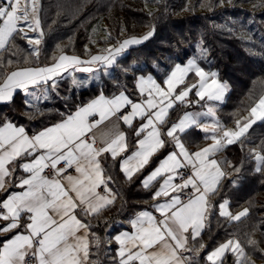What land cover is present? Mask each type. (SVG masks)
Listing matches in <instances>:
<instances>
[{
  "label": "snow or ice",
  "instance_id": "6c2138e0",
  "mask_svg": "<svg viewBox=\"0 0 264 264\" xmlns=\"http://www.w3.org/2000/svg\"><path fill=\"white\" fill-rule=\"evenodd\" d=\"M218 3L223 6L225 0ZM42 11V0H0V102H11L20 89L31 97L25 105L41 115L44 112L34 102L48 101L50 93L59 96L57 78L62 74L110 76L109 69L119 57L155 33L153 27L143 36H129L118 46L104 49L106 54L91 55L88 60L62 53L53 56L51 64L7 70L14 64H39L45 35ZM17 40L24 41L26 48ZM206 51L202 49L201 54ZM121 71L127 74L130 69ZM190 73L198 78L196 83H186ZM85 83L73 75V86ZM113 84L121 89L119 81ZM133 87L141 99L134 100L126 86L112 96L101 91L32 135L6 118L0 120V193L4 194L0 198V264H199L201 252L208 248L203 233L217 208L210 197L219 194L226 178L222 165L236 173L241 170L215 156L230 145L243 146L253 125L264 122V95L250 107L247 117L227 128L209 103L223 101L227 84L218 79V73L205 71L195 58L176 63L162 81L152 74L136 75ZM192 93L196 100L190 98ZM202 101L206 110L185 111L170 121V111L177 104ZM202 117H210L211 122L202 124ZM121 123L129 131L121 130ZM192 128L203 131L212 143L189 151L182 135ZM169 142L174 150L140 180L142 188L152 192L153 211L140 210L129 220L132 231L102 240L88 221L118 198L110 187L113 178L106 174L108 162L131 183ZM247 155L254 171L264 172V141ZM185 169L191 170L187 176ZM17 171L24 175L17 176ZM232 183L235 186L236 181ZM229 205L228 199L218 202L219 217L236 222L249 215V208L234 214ZM113 244L117 245L114 252ZM246 244L264 256L259 241L249 237ZM228 253L234 256V264H254L245 244L236 238L219 243L203 259L206 264H224Z\"/></svg>",
  "mask_w": 264,
  "mask_h": 264
},
{
  "label": "trees",
  "instance_id": "16d2710c",
  "mask_svg": "<svg viewBox=\"0 0 264 264\" xmlns=\"http://www.w3.org/2000/svg\"><path fill=\"white\" fill-rule=\"evenodd\" d=\"M209 4L211 7L202 6ZM42 5L41 20L45 35L39 64H14L7 70L50 64L53 63V56L58 57L63 52L88 60L91 55L117 45L129 36H143L153 27L155 33L141 45L130 47L111 68V75L103 76L99 83L76 89L69 86L65 78L58 79L59 96L50 93L48 101L41 99L34 102L44 112L43 115L25 105V99L31 97L22 90L15 93L11 102L0 104V120L6 118L28 132L60 120L62 114L74 111L101 91L105 95H113L126 86L132 97L138 96L133 87L136 75L152 71L162 80L175 61L182 62L189 56L198 39H201L211 59L210 62L209 59L204 61L205 66L215 69L220 79L228 83L226 97L216 109L222 125L234 127L236 120L247 114L255 101L264 95V0H231V3L225 0L223 6L218 0H148L147 4L145 0H42ZM100 20L104 21L108 36L94 38L89 29ZM17 44L22 49L26 48L24 41L17 40ZM153 61L160 64V70L152 69ZM122 68L130 71L125 74ZM114 80L121 83V89L114 86ZM190 108L192 106L183 108L177 104L170 111V121L173 122ZM182 137L194 148L208 140L196 128L189 129ZM261 141H264V122H257L249 130L243 146L237 143L219 152L220 160H227L241 170L236 173L227 164L223 165L226 178L222 181L219 194L211 196V203L218 205L222 199H228L232 213L246 207L250 212L240 221L229 222L219 217L217 208L214 209L210 228L202 237L208 248L201 252L199 264H206L203 257L207 251L230 238L240 239L245 244V250L254 264L264 262V256L246 244L251 237L259 241V249H264V172H255V165L247 155L248 150L257 147ZM167 150L168 146L162 149L149 168ZM108 165L106 174L112 176L118 198L100 216L88 221L92 231L102 240L116 232L118 219L128 217L153 202L152 192L143 189L140 184L141 176L149 168L129 183L117 166H110V161ZM232 181H236L235 186ZM256 225L260 227L254 230ZM111 247L114 252V244ZM234 259L228 253L224 264H234Z\"/></svg>",
  "mask_w": 264,
  "mask_h": 264
},
{
  "label": "rangeland",
  "instance_id": "374dc122",
  "mask_svg": "<svg viewBox=\"0 0 264 264\" xmlns=\"http://www.w3.org/2000/svg\"><path fill=\"white\" fill-rule=\"evenodd\" d=\"M22 2H23V0H22ZM89 31H90V33L94 36V38H97L98 36H101V37H107V36H108V32H107V30L105 29V25H104V21H103V20H100V21L94 23V24L90 27ZM202 49H205V48L202 46V41H201V39H198V40L194 43L193 48H191L189 56L186 57L182 62H180V61H175V62L171 65V67L169 68L168 72L164 75L163 79H164L165 76H166V75L172 70V68L174 67V65H175L176 63H180V64L183 65V64H186L187 61H188L189 59H193V58L196 59L197 63H198L201 67H203V68L205 69V71H207V72H216V73H217V71H216L215 69L207 68V67L205 66L204 61H208L209 56H208L207 51H206V54L202 55V54H201V53H202ZM96 54H102V53H101V52H97V53H95V54H93V55H96ZM89 59H90V58H89ZM210 61H211V59H209V62H210ZM136 63H137V62H136ZM84 66H87V65H84ZM151 66H152V69H154V70H160V64H159L158 62H156V61L151 62ZM109 72H110V69H109ZM147 74H152V75L157 79V77H156V75H155L154 72L149 71V72L144 73V75H147ZM139 75H140V74H139ZM103 76H104V74H103L102 72H98V73H95V74H90V73H85V72H79V73L76 75V78H77L78 80H81V81H86V83L83 84V85H81V86H79V87H76V86H74V87H76V88L86 87V86H88V85H91V84H93V83H96V82L101 81V79H102ZM93 77H99V79H96V78H93ZM163 79H162V80H163ZM218 79H219L221 82H224V83L227 84V90H228V83H227V81H224V80L220 79L219 76H218ZM157 80H158V79H157ZM197 80H198V78L194 75V73H190L189 76L187 77L186 83H188V82H190V83H191V82H195V83H196ZM158 81H159V80H158ZM226 92H227V91H226ZM226 92H225V95H226ZM192 95H193V99L196 100L197 98L195 97L194 93H192ZM225 95H224V98H225ZM223 100H224V99H223ZM215 102H222V101H215ZM209 103L213 105V102H209ZM182 106H183V108H184V107L187 108V106H185V105H182ZM204 110H206V108H205ZM204 110H201V111H204ZM187 111L198 112V111H200V110H196V111H194V110H191V109H190V110H187ZM184 112H185V111H183V112L177 117V119H179V117L182 116ZM247 116H248V113L245 114L241 119H243L244 117H247ZM216 117H217V115H216ZM217 118H218V117H217ZM218 120H219V119H218ZM175 121H176V120H175ZM210 122H211V118H210V117H202V118H201V123H202V124H204V123H210ZM227 128H233V127L229 126V127H227ZM211 143H212V140H211V139H208V141H206L202 146L205 147V146H207L208 144H211ZM200 148H202V147H200ZM216 155H219V153H217ZM223 169H224V167H223ZM224 171H225V169H224ZM225 172H226V171H225ZM222 200H223V199H222ZM222 200H221V201H222ZM221 201H220V202H221ZM242 210H243V209H242ZM242 210H240V211H242ZM240 211H238V212H240ZM238 212H236V213H238ZM215 247H216V246H215ZM211 250H212V249H211ZM211 250H209V251H211Z\"/></svg>",
  "mask_w": 264,
  "mask_h": 264
},
{
  "label": "crops",
  "instance_id": "0c3cea01",
  "mask_svg": "<svg viewBox=\"0 0 264 264\" xmlns=\"http://www.w3.org/2000/svg\"><path fill=\"white\" fill-rule=\"evenodd\" d=\"M126 39V38H125ZM124 40V39H123ZM122 40V41H123ZM121 41V42H122ZM119 45V43L117 44V45H113V46H118ZM110 47V46H109ZM132 47V46H131ZM63 53H65V52H63ZM102 54H106V53H104V51H102L101 52ZM62 54V53H61ZM66 54H68V55H76V54H71V53H66ZM60 55V54H59ZM58 55V56H59ZM78 56V55H77ZM51 64V63H50ZM39 66H41V65H39ZM84 66V65H83ZM26 67H29V66H26ZM32 67H36V66H32ZM12 70V69H11ZM10 71V70H9ZM79 72H76V73H64V74H62V76H60V77H58L57 78V80L58 79H60V78H65L66 80H68V84H69V86H71V87H73V88H76V87H74L73 85H72V78H73V75L76 77V75L78 74ZM110 73H111V68H110ZM105 76V75H104ZM103 78V77H102ZM158 79V78H157ZM102 80V79H101ZM159 80V79H158ZM159 81H162V80H159ZM99 82H101V81H99ZM99 82H96V83H99ZM191 83H195V82H191ZM190 82H188V84H191ZM94 84V83H93ZM83 88V87H82ZM77 89V88H76ZM20 89H18L17 91H19ZM16 91V92H17ZM15 92V93H16ZM15 93H14V95H15ZM118 93V92H117ZM227 93V92H226ZM100 94V93H99ZM99 94H97V95H95L94 97H92L90 100H92L93 98H95L96 96H98ZM116 94V93H115ZM106 96H112V95H106ZM225 97H226V95H225ZM134 100H139V99H141V97H139V96H136V97H132ZM190 98L192 99V100H194L193 99V95L192 94H190ZM225 99V98H224ZM90 100H88V101H86L85 103H87V102H89ZM2 103H5V102H0V104H2ZM221 102H213V105L215 106V108L217 109V107H218V105L220 104ZM84 104V103H83ZM205 104V102H201V104H193V105H191L192 106V108H190L191 110H194V111H196V110H204L205 109V107L203 106ZM187 108H188V106H187ZM190 109H185L184 111H187V110H190ZM76 110V109H75ZM74 110V111H75ZM74 111H72V112H74ZM216 115H217V112H216ZM217 117H218V115H217ZM96 118H98V117H96ZM115 118H113V120H114ZM218 119H219V117H218ZM175 120H177V119H175ZM174 120V121H175ZM59 121V120H58ZM58 121H56V122H58ZM173 121V122H174ZM219 121H220V123H221V120L219 119ZM13 123V122H12ZM53 123H55V122H53ZM106 124H109L110 125V122H105ZM15 124V123H14ZM50 124H52V123H50ZM50 124H47V125H45V126H43V127H46V126H48V125H50ZM222 124V123H221ZM15 125H17V124H15ZM17 126H21V125H17ZM137 126H138V122H137ZM43 127H41V128H39L38 130H36V131H34V132H37V131H39V130H41ZM103 127V126H102ZM120 129L121 130H124V131H129L128 129H127V126L126 125H123L122 123L120 124ZM27 131V130H26ZM28 132V131H27ZM34 132H28V134L29 135H32ZM203 132V131H202ZM204 133V132H203ZM205 134V133H204ZM165 139H167L166 137H165ZM182 140H183V142L185 143V146L189 149V151H196V150H198L200 147H203L202 145L204 144H202V145H199L198 147H196V148H194V147H191V145H189L186 141H185V139L182 137ZM208 141V140H207ZM129 144H130V147H134V144L132 143V137H131V135H129ZM167 146H168V150L166 151V153L160 158V159H163L167 154H168V152H170V151H172V150H174L173 149V146H172V144L169 142L168 144H167ZM215 158L217 159V160H220V158H219V155H216L215 156ZM159 159V160H160ZM159 160L158 161H156L155 162V164L154 165H152L142 176H141V179L143 178V176L144 175H147L148 174V172H150L151 170H152V168H154L155 166H156V164L159 162ZM13 167H15V165L13 166ZM222 167H223V165H222ZM16 175L17 176H21V175H24L21 171H17V173H16ZM110 187L113 189V191H115L116 192V190L114 189V187H113V185L111 184L110 185ZM157 187H158V185H157ZM13 191H17V190H19V189H16V188H13L12 189ZM154 190V189H153ZM3 193H0V198H2L3 197ZM211 200H212V197H210V202H211ZM220 202V201H219ZM154 202H152L151 203V205L153 204ZM150 205V206H151ZM150 206H148V207H144V208H141V209H139V210H137V211H135L132 215H130V216H128V217H125V218H121V219H118L117 220V222H116V224L115 225H117V226H119V228L116 230V232H114L110 237H114L116 234H118L119 232H121V231H132V228H131V225H130V223H129V220L134 216V214L135 213H137V212H139L140 210H142V209H147V210H149V211H153V209L150 207ZM229 209H230V207H229ZM217 210H218V205H217ZM235 214V213H234ZM87 219V218H86ZM109 232H111V228H109ZM226 241V240H225ZM225 241H223V242H225ZM222 242V243H223ZM117 247V245H115L114 244V250H115V248ZM255 264H264V262H257V263H255Z\"/></svg>",
  "mask_w": 264,
  "mask_h": 264
},
{
  "label": "built area",
  "instance_id": "2783aa9c",
  "mask_svg": "<svg viewBox=\"0 0 264 264\" xmlns=\"http://www.w3.org/2000/svg\"><path fill=\"white\" fill-rule=\"evenodd\" d=\"M190 172H191V170H190V169H185V170H184V175H185V176H187V175H189V174H190Z\"/></svg>",
  "mask_w": 264,
  "mask_h": 264
}]
</instances>
